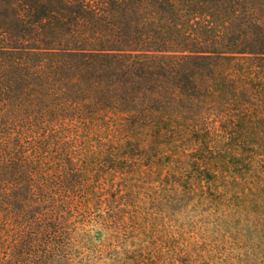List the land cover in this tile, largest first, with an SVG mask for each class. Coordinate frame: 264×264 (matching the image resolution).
<instances>
[{"label": "trees", "instance_id": "16d2710c", "mask_svg": "<svg viewBox=\"0 0 264 264\" xmlns=\"http://www.w3.org/2000/svg\"><path fill=\"white\" fill-rule=\"evenodd\" d=\"M205 114L264 143V0H0V264H73L51 151L91 146L78 125Z\"/></svg>", "mask_w": 264, "mask_h": 264}, {"label": "rangeland", "instance_id": "374dc122", "mask_svg": "<svg viewBox=\"0 0 264 264\" xmlns=\"http://www.w3.org/2000/svg\"><path fill=\"white\" fill-rule=\"evenodd\" d=\"M190 118L154 134L96 118L78 125L91 146L51 151L70 157L58 163L73 264H264V143L214 142L218 119Z\"/></svg>", "mask_w": 264, "mask_h": 264}]
</instances>
